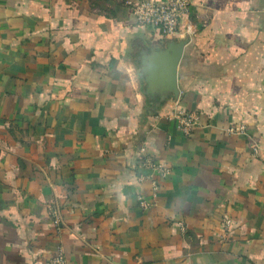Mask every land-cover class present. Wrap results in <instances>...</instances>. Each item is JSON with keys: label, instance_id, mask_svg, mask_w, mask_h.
<instances>
[{"label": "crops", "instance_id": "0c3cea01", "mask_svg": "<svg viewBox=\"0 0 264 264\" xmlns=\"http://www.w3.org/2000/svg\"><path fill=\"white\" fill-rule=\"evenodd\" d=\"M140 1L0 0V264H264V0H189L172 38ZM170 41L159 101L143 69Z\"/></svg>", "mask_w": 264, "mask_h": 264}, {"label": "built area", "instance_id": "2783aa9c", "mask_svg": "<svg viewBox=\"0 0 264 264\" xmlns=\"http://www.w3.org/2000/svg\"><path fill=\"white\" fill-rule=\"evenodd\" d=\"M189 7V0H168L164 5H157L152 0H143L131 5V13L138 25L158 31L162 37L172 38L177 36L180 22L188 14ZM174 117L178 130L185 136H189L198 125L199 118L194 113L178 111ZM243 131V127L237 129L239 133ZM254 153H257L255 149ZM142 165L151 172V176L147 178L151 184L152 195H155L158 191L157 179L168 175L169 169L150 157H145ZM141 205L146 208L143 203ZM55 223L57 224L56 221ZM51 264H66L61 248L56 249Z\"/></svg>", "mask_w": 264, "mask_h": 264}, {"label": "water", "instance_id": "95a60500", "mask_svg": "<svg viewBox=\"0 0 264 264\" xmlns=\"http://www.w3.org/2000/svg\"><path fill=\"white\" fill-rule=\"evenodd\" d=\"M185 41H170L163 48L152 49L146 67L147 93L157 96L159 101L177 99V69L182 57Z\"/></svg>", "mask_w": 264, "mask_h": 264}]
</instances>
